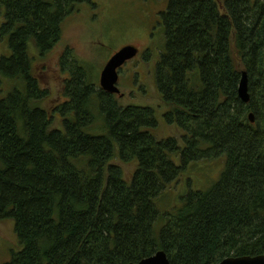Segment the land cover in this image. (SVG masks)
Here are the masks:
<instances>
[{
    "label": "trees",
    "instance_id": "16d2710c",
    "mask_svg": "<svg viewBox=\"0 0 264 264\" xmlns=\"http://www.w3.org/2000/svg\"><path fill=\"white\" fill-rule=\"evenodd\" d=\"M83 2L0 0L9 50L0 57V218L13 220L21 246L4 264H130L160 250L170 264L264 255V0H167L154 78L164 123L180 137L157 140L155 111L118 104L70 50L64 100L39 106L49 92L34 56L52 50ZM200 162L219 167L214 182L204 191L186 183L180 206L160 211ZM118 163L134 164L131 177Z\"/></svg>",
    "mask_w": 264,
    "mask_h": 264
},
{
    "label": "rangeland",
    "instance_id": "374dc122",
    "mask_svg": "<svg viewBox=\"0 0 264 264\" xmlns=\"http://www.w3.org/2000/svg\"><path fill=\"white\" fill-rule=\"evenodd\" d=\"M167 0H84L68 15L61 26V38L42 58L35 54L33 74L41 89L49 92L46 100L39 104L50 111L63 101V81L67 74L62 72L61 60L66 50L74 57L86 63V69L92 81H98L102 67L108 59L125 46L139 50L138 55L128 61L118 73L117 87L122 96H116L122 106L150 107L155 111L157 139L179 138L178 129L164 123L166 106L159 97L155 85V64L158 52L164 47L161 15L166 11ZM2 17L0 16V23ZM7 42H0V57L8 55ZM150 47V51L146 48ZM147 51V52H146ZM145 54L146 60H142ZM14 82H4L3 93L14 87ZM57 123V122H56ZM58 126V124H56ZM120 165V163H118ZM125 176L131 177L135 170L133 163L120 165ZM219 167L210 163H196L181 175L168 193V199L160 200L159 210L166 211L180 206L176 204L183 195L184 186L189 182L192 191H204L219 174ZM167 195V194H166ZM165 195V196H166ZM182 197V196H181ZM171 203L177 207H168ZM18 238L11 219L0 218V264L10 261L13 254L20 251Z\"/></svg>",
    "mask_w": 264,
    "mask_h": 264
},
{
    "label": "water",
    "instance_id": "95a60500",
    "mask_svg": "<svg viewBox=\"0 0 264 264\" xmlns=\"http://www.w3.org/2000/svg\"><path fill=\"white\" fill-rule=\"evenodd\" d=\"M136 53H138V51L135 47L125 46L112 54L104 67H102L103 69L98 79L99 86L104 92L122 96L117 87L118 71L122 68L121 66L126 64V62L135 58L137 55ZM247 86V74H245V72H242L239 85L237 86V95L239 100L245 104L249 102V93ZM248 120L250 123H254V115L252 113L248 115ZM130 264H170V262L166 253L160 250L150 257ZM217 264H264V255L227 257Z\"/></svg>",
    "mask_w": 264,
    "mask_h": 264
},
{
    "label": "flooded vegetation",
    "instance_id": "af4514ba",
    "mask_svg": "<svg viewBox=\"0 0 264 264\" xmlns=\"http://www.w3.org/2000/svg\"><path fill=\"white\" fill-rule=\"evenodd\" d=\"M146 50H147V51H150V47H147ZM137 51H138V53H139V50H138V49H137ZM147 51H146V52H147ZM138 53H136V54L138 55ZM137 55H136V56H137ZM142 58H143L142 60H146L145 54L142 56ZM123 66H124V65H123ZM121 67H122V66H121ZM119 71H120V70H119ZM119 71H118V73H119ZM119 96H120V95H119Z\"/></svg>",
    "mask_w": 264,
    "mask_h": 264
}]
</instances>
